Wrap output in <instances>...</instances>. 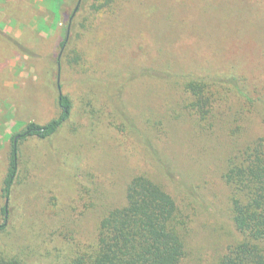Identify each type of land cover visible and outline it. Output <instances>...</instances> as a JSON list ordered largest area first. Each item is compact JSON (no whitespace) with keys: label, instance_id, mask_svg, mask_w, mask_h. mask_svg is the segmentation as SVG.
<instances>
[{"label":"rangeland","instance_id":"obj_1","mask_svg":"<svg viewBox=\"0 0 264 264\" xmlns=\"http://www.w3.org/2000/svg\"><path fill=\"white\" fill-rule=\"evenodd\" d=\"M103 1L81 0L74 14L79 0H60L59 13L54 0H0V250L23 264H66L145 173L191 225L183 264H217L243 239L222 172L264 132V0H116L91 9ZM59 73L71 115L50 138H16L19 173L7 198L14 137L61 113ZM192 76L223 86L229 106L220 101L212 126L184 106Z\"/></svg>","mask_w":264,"mask_h":264},{"label":"trees","instance_id":"obj_2","mask_svg":"<svg viewBox=\"0 0 264 264\" xmlns=\"http://www.w3.org/2000/svg\"><path fill=\"white\" fill-rule=\"evenodd\" d=\"M54 1L59 13L60 0ZM115 1L94 2L91 9L100 11ZM80 8L81 5L77 10ZM71 17L73 13L68 26L73 24ZM66 43L65 39L62 45ZM222 87L203 76L184 80V106L196 115L202 127L206 121L213 125L210 119L218 115L215 107L220 101L229 106L221 96ZM59 103L61 113L57 117L45 124L31 121L14 137L3 186L5 197L11 195L19 173L16 138L54 136L69 119L73 108L72 98L63 91ZM222 176L230 189L233 223L243 239L229 244L217 264H264V132L228 156ZM126 198L124 205L113 207L102 217L95 239L77 248L65 260L66 264H183L189 252L187 239L191 225L172 193L149 175L139 173L129 181ZM3 211L8 213L7 205ZM6 224H0V230H5ZM10 252L0 250V264H23L18 253Z\"/></svg>","mask_w":264,"mask_h":264},{"label":"water","instance_id":"obj_3","mask_svg":"<svg viewBox=\"0 0 264 264\" xmlns=\"http://www.w3.org/2000/svg\"><path fill=\"white\" fill-rule=\"evenodd\" d=\"M80 3H81V0H79V3H78V5H77V7L75 9L74 14L76 13V11H77L78 6L80 5ZM58 86H59L60 94H62V86H61V76H60V73H59V79H58Z\"/></svg>","mask_w":264,"mask_h":264}]
</instances>
